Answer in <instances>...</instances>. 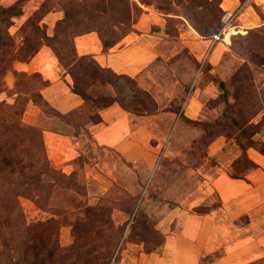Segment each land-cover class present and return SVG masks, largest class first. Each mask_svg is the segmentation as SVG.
Listing matches in <instances>:
<instances>
[{
  "label": "rangeland",
  "instance_id": "374dc122",
  "mask_svg": "<svg viewBox=\"0 0 264 264\" xmlns=\"http://www.w3.org/2000/svg\"><path fill=\"white\" fill-rule=\"evenodd\" d=\"M75 1H81L82 7L66 0H23L20 12L29 2L24 16L20 13L8 17L0 13V30L6 29L11 44L19 47L29 32V18L51 7H67L72 23H77V30L100 29L105 35L112 30L114 37H118L149 8L162 17L168 39L176 41L179 32L185 29L192 30L201 39H208L219 31L230 13L223 10L220 0L198 3L194 0ZM84 9L92 12L88 21L82 19ZM121 16L126 24L115 22L116 18L122 19ZM66 40L67 47L63 43L56 45L60 47L61 56L68 59L69 36ZM217 44L220 52L216 63L203 64L200 73L199 61L204 55L183 47L164 63L149 69L146 89H140L131 79L132 86L146 93L148 98H138L129 91L127 80L105 73L104 78L109 83L96 82L92 89L85 90L90 96H119L129 107L135 105L147 114H157L155 121L160 125L153 133L160 143L157 138L151 139L146 159L127 165V175L119 169L118 178L103 174V178L89 180L87 188L91 191L88 193L78 167L79 157L74 160L75 168L69 180L60 175L70 173L61 172L49 161L45 171V166L35 164L36 154L21 140V129L16 121L25 102L31 99L57 128L71 131L65 126L68 124L77 134L80 132L77 127L87 123L88 110L93 106L88 102L83 109L62 117L54 116L52 109L36 96L38 79L14 71L11 64V71L5 72L0 80V103L9 107L5 110L0 106V153L4 157L0 166V192L29 190L33 193L19 195L15 201L25 227L23 231L16 229L14 216L1 218L0 208V264L6 259L4 252L17 245L18 232L23 244L31 247V254H27L29 260L46 256L44 264H75V255L79 253L82 260L89 257L97 263L108 259L107 264H135L142 253L156 250L163 242L162 228L156 221L162 211L168 209L156 205L165 201L172 204L173 183L182 179L188 187L189 170L206 172L215 165V158H207L210 141L220 138L224 143L223 153H238L230 170L237 175L249 166L243 158L247 146H257L264 151L251 140L254 133L264 128V20L245 32L231 34L224 44ZM7 74L12 75V83L7 82ZM86 83L82 81L80 85ZM196 87L200 88L201 106L197 116L189 118L183 111L188 99L195 97ZM169 113L174 115L169 117ZM206 209L193 210L201 213ZM113 210L125 214L122 223L113 221ZM50 246L53 252L48 254Z\"/></svg>",
  "mask_w": 264,
  "mask_h": 264
},
{
  "label": "crops",
  "instance_id": "0c3cea01",
  "mask_svg": "<svg viewBox=\"0 0 264 264\" xmlns=\"http://www.w3.org/2000/svg\"><path fill=\"white\" fill-rule=\"evenodd\" d=\"M15 1L0 0V5L7 7ZM239 4L242 8L235 21L240 32L262 23L264 0H220L227 12ZM28 6L29 2L23 6L20 16H24ZM62 17L59 7H51L42 14L38 25L43 26L45 36L53 35L55 24ZM131 29L108 48H103L96 31L88 30L73 38V51L76 56L90 57L100 68L133 79L144 90L152 66L164 63L183 47L204 55L208 45L207 39L197 37L188 29L179 32L176 41L168 39L162 17L149 8L141 12ZM225 42L224 39L216 43ZM214 45L201 57L198 73L203 64L216 63L220 46ZM12 69L27 76L36 75L42 82L37 90L41 101L56 113L67 115L85 108L83 99L70 90L71 77L49 46H39L25 61H14ZM6 76L7 82L12 83V75ZM199 92L200 88L196 87L195 97L188 99L183 115L197 116L201 106ZM88 112L93 113V109ZM96 113L98 121L84 124L85 131L80 129L77 134L68 124L65 126L71 131L57 128L30 100L21 115L24 125L40 129L43 150L51 165L69 174L75 168V158L79 157L78 167L87 193L91 191L87 188L89 180L103 178V174L118 178L119 169L127 175V165L148 157L152 138L160 143L153 134L159 125L155 121L157 114H134L116 102ZM251 140L264 149V128L254 133ZM223 145L220 138L210 141L207 158H215V165L206 172L189 170L188 187L182 179L173 183L172 204L158 202L156 206L168 209L163 210L156 221L162 228L163 242L156 250L142 253L135 264H264V151L257 146H247L243 158L249 166L238 177H232L230 170L238 153H223ZM198 207L207 209L198 213L193 210ZM111 216L116 223L125 219V214L119 210H113Z\"/></svg>",
  "mask_w": 264,
  "mask_h": 264
},
{
  "label": "trees",
  "instance_id": "16d2710c",
  "mask_svg": "<svg viewBox=\"0 0 264 264\" xmlns=\"http://www.w3.org/2000/svg\"><path fill=\"white\" fill-rule=\"evenodd\" d=\"M23 0H16L12 5L8 7H1L0 13L6 14L8 17L17 16L20 12V4ZM68 3L70 2L72 5H77L79 8L82 6L80 5L81 1L76 2L75 0H66ZM99 2V0H97ZM202 0H194V3H198ZM190 2V1H189ZM193 4V3H191ZM46 11V10H45ZM45 11H41V14L35 15L33 19H30L27 21V24L29 26V32L27 35L24 36L23 42L21 46L15 47L13 44H11L10 36L7 34L6 29L0 30V80L1 76L4 75L5 72L11 71V64L14 61H25L29 59L34 52L39 48L41 45H47L51 48L53 54L55 55L57 61L59 64L66 70V72L70 75L72 84L70 87V90L79 95L83 99V103L85 106L88 105V102L91 103L93 106V113H90L87 117V123H95L98 121V116L96 111L100 108H103L113 102H116L121 108L132 112L134 114H147L146 111L137 109L135 105H131L129 107L126 105L123 101V99L119 96H113V97H107V96H90L88 93L85 92L86 89L91 88L96 82L102 83L107 82L105 80L104 75L108 74L110 76H113L116 79L121 80H127L130 83L129 91L133 94H136L138 98H148L146 93L141 92L137 90L133 84V81L124 75H117L111 72L108 69H103L98 67L95 62L88 56H76L73 51V38L81 34L83 32H86L88 30H94L97 32L101 44L103 48L111 47L114 43L118 42L119 39L125 35L126 33L130 32L131 24L128 25V28L125 32L120 34L118 37L115 36V31H108L109 34L105 35L102 33L100 29H86L83 31L77 30V23H72V17L70 12L68 11L67 7H64L62 9L63 11V17L62 19L55 24L53 35L51 37L45 36L44 28L43 26L38 25V21L40 20L42 14ZM90 15H92V12L90 10H85L82 15V19L84 21H88ZM122 18V16H121ZM115 22H119L120 24L125 23L124 18L122 19H115ZM126 24V23H125ZM197 30H200L197 28ZM62 36V37H61ZM69 36L70 38V56L69 58H65L61 56V50L59 46H57V43H63V46L67 47L68 43L66 40V37ZM62 38V40L60 39ZM63 41V42H60ZM14 72V71H13ZM105 73V74H104ZM16 74V73H15ZM30 78L34 79L37 78L36 75H30ZM39 81V88L42 85V82ZM82 81H87V83L82 86L80 85ZM1 85V82H0ZM116 94V93H115ZM121 94V92H119ZM38 100L41 101L40 96L37 93ZM28 101V100H27ZM30 101H32L30 99ZM33 102V101H32ZM27 102H25L26 104ZM34 103V102H33ZM35 104V103H34ZM37 105V104H36ZM0 106L6 108H9L8 105L0 103ZM25 107V105H24ZM4 110V111H5ZM24 110V108L22 109ZM21 110L20 114L23 112ZM53 111V110H52ZM7 115H9L8 111L6 112ZM19 117L16 121V126L21 129V140L25 142L28 145V148L33 151V153L36 154L35 156V164L37 166H45V171L48 168V160L45 156L42 141H41V132L40 129L33 127V126H27L24 125L21 122ZM53 115L56 117H62L64 115H60L53 111ZM78 130L85 131L84 125L78 126ZM4 160L3 155L0 153V166L1 161ZM3 163V161H2ZM38 167V168H39ZM1 171V169H0ZM72 173L69 175H60L63 179H71ZM232 177H238L236 173H230ZM37 182H39V176H37ZM33 192L29 190L24 191H18V190H1L0 192V208H1V218L8 217V216H14L13 224H15L16 229H21L22 231L25 230V227L23 228V221L21 218V213L19 211V208L16 204V198L19 195L26 194L27 196H31ZM19 238L17 239V245L11 249L6 250V246H3L4 256L6 259H4L1 264H44L46 256H43V258H39L38 260H29L27 258V254H31L30 250L31 247L29 245L23 244L24 241H22L20 237V233L18 232ZM8 240H12L9 238ZM28 242V240H27ZM77 250V249H76ZM13 251V253H11ZM52 251V246L48 248V254ZM32 252V250H31ZM34 252V251H33ZM53 252V251H52ZM36 254V252L34 253ZM36 259V258H35ZM80 254L75 255V264H107L108 259L103 263H97L96 260H90L89 257H85L83 260L81 259Z\"/></svg>",
  "mask_w": 264,
  "mask_h": 264
},
{
  "label": "built area",
  "instance_id": "2783aa9c",
  "mask_svg": "<svg viewBox=\"0 0 264 264\" xmlns=\"http://www.w3.org/2000/svg\"><path fill=\"white\" fill-rule=\"evenodd\" d=\"M241 8L242 5L239 4L234 10H232L228 15L227 18L224 22V24L222 25V27L219 29L218 32L210 35L207 39L208 41V45H207V49L204 53V56L208 53V51L211 49V47L216 43V42H223L225 38H228L231 34L236 33V32H240L235 20L237 19V17L239 16L240 12H241ZM203 60L201 61L200 66H202Z\"/></svg>",
  "mask_w": 264,
  "mask_h": 264
},
{
  "label": "bare ground",
  "instance_id": "6f19581e",
  "mask_svg": "<svg viewBox=\"0 0 264 264\" xmlns=\"http://www.w3.org/2000/svg\"><path fill=\"white\" fill-rule=\"evenodd\" d=\"M227 39L225 38V41H226Z\"/></svg>",
  "mask_w": 264,
  "mask_h": 264
}]
</instances>
